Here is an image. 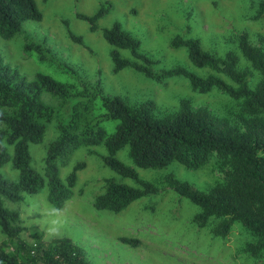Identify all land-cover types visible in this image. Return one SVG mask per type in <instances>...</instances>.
<instances>
[{"label":"rangeland","instance_id":"obj_1","mask_svg":"<svg viewBox=\"0 0 264 264\" xmlns=\"http://www.w3.org/2000/svg\"><path fill=\"white\" fill-rule=\"evenodd\" d=\"M41 14L39 21H26L21 31L9 40L0 39V58L16 69L26 80L40 73L67 87L71 93L83 88L94 91L99 83L101 97L118 96L130 108L150 100L154 104L155 118H171L179 114L180 100L187 101L191 112H206L216 129L246 133L253 118L241 109L242 101L233 100L217 89L199 94L182 77L156 82L142 74L125 68L113 73L109 53L113 50L101 38L100 30L112 23L120 24L123 31L137 39L138 53L156 61L152 71L157 73L182 67L197 77L214 75L237 90L238 86L208 67L191 64L183 47L170 48L174 37L197 39L203 52L222 60L231 52L236 57V74L247 81L251 90L262 82V76L245 60L238 47V39L245 35L249 44L264 52V14L259 7L264 0H33ZM110 4V10L96 21L97 29L88 31V24L75 18V14L91 16L101 4ZM67 30L79 36L82 44L73 43ZM27 42L39 44L47 52L40 62L34 52L26 53ZM121 59L132 61L126 50H116ZM67 69L71 73H67ZM42 101L54 110L53 119L46 125L42 141L29 145L31 167L41 174L43 158L48 145L57 137L56 121L66 110L60 102L46 94ZM96 98L93 114L102 113ZM64 110V111H63ZM6 112L0 109V113ZM115 121L101 124L106 135L113 132ZM3 126L0 124V129ZM105 155L102 144L79 147L58 167L63 182L72 168L83 163L76 171L71 198L62 210L54 211L45 200V189L34 195H24L19 204L4 203L19 213L21 226L41 234L45 242L67 238L76 246L89 264H264V248L253 250L258 239L236 221H232L224 238L217 235L226 217H210L204 223L194 220L200 210L185 198L173 192L169 177L189 190L206 193L225 186L229 163L212 155L197 170H189L176 163L162 169L136 168L125 147L115 158L125 167L133 169L137 180L121 178L103 166ZM0 175L11 181L17 172L9 163L0 168ZM112 180L133 189L144 183L154 190L131 202L119 213L95 210L92 201L102 193L105 181ZM56 229L55 236L49 235ZM20 238L28 241V235ZM120 238L136 240L129 246ZM30 240V239H29ZM6 243L0 233V244Z\"/></svg>","mask_w":264,"mask_h":264},{"label":"trees","instance_id":"obj_2","mask_svg":"<svg viewBox=\"0 0 264 264\" xmlns=\"http://www.w3.org/2000/svg\"><path fill=\"white\" fill-rule=\"evenodd\" d=\"M109 10L110 4L105 2L91 16L76 13L75 18L86 22L88 31L94 32L96 21ZM258 12L259 16L264 14V4ZM40 19L41 14L33 0H0V39L9 40L21 31L24 22ZM100 34L113 48L109 53L113 73L130 68L156 82L182 77L199 94L217 89L230 99L241 100L242 111L253 121L246 133L216 129L206 112H191L184 100L178 102V115L159 119L152 115L154 104L150 100L130 108L118 96L101 97L99 83L95 84L93 92L83 88L80 93H71L67 87L40 73L26 80L0 58V109L6 111L0 113L3 126L0 129V168L9 163V168L17 172L15 181L0 175V233L6 240L0 244V264H89L69 239L45 242L39 232L22 227L18 211L8 209L4 203L17 205L24 195H34L45 189L47 204L54 211L62 210L72 196L75 173L84 165L76 164L63 182L59 179L58 167L67 164L69 156L79 147L100 144L105 149V155L101 157L103 166L121 178L134 181L137 180L136 172L115 158L125 147L132 164L139 169H162L176 163L185 169L197 170L212 155L229 163L232 172L227 174L222 189L197 193L169 177L171 188L200 210L195 221L202 224L210 217H226L227 221L217 231L221 238L227 234L232 221H236L259 240L253 246L254 251L264 248V52L252 47L245 35L239 37L242 56L263 79L251 90L245 78L235 72L237 61L233 53H226L219 61L203 52L197 39L174 37L171 40V49L183 47L191 64L208 67L215 74L225 76L238 86L233 90L217 76L197 77L182 67L153 72L156 61L139 54L140 42L123 31L117 22L101 29ZM67 35L73 43L87 49L79 36L70 30ZM116 50L128 51L132 61L121 59ZM23 51L36 53L40 62L47 59V51L39 44L27 42ZM67 73L71 72L67 69ZM44 94L58 99L59 109L66 112L63 110L56 121L57 137L46 149L39 174L31 167L29 145L42 141L45 127L54 117L52 107L42 101ZM96 98L102 110L98 115L92 113ZM107 121L116 122L109 135L101 126ZM139 187L133 189L107 180L102 193L94 197L92 207L119 213L131 202L154 192L144 183H139ZM22 232L28 235L29 242L20 238ZM119 241L129 246L138 245L136 240L120 238Z\"/></svg>","mask_w":264,"mask_h":264},{"label":"clouds","instance_id":"obj_3","mask_svg":"<svg viewBox=\"0 0 264 264\" xmlns=\"http://www.w3.org/2000/svg\"><path fill=\"white\" fill-rule=\"evenodd\" d=\"M56 234H57V230L56 229L53 228V229L49 230V235L50 236H55Z\"/></svg>","mask_w":264,"mask_h":264}]
</instances>
